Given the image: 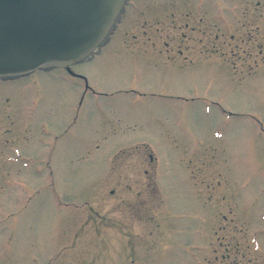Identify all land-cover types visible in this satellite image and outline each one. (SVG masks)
Here are the masks:
<instances>
[{
	"label": "rangeland",
	"instance_id": "1",
	"mask_svg": "<svg viewBox=\"0 0 264 264\" xmlns=\"http://www.w3.org/2000/svg\"><path fill=\"white\" fill-rule=\"evenodd\" d=\"M69 69L0 80V264H264V0H127Z\"/></svg>",
	"mask_w": 264,
	"mask_h": 264
},
{
	"label": "water",
	"instance_id": "2",
	"mask_svg": "<svg viewBox=\"0 0 264 264\" xmlns=\"http://www.w3.org/2000/svg\"><path fill=\"white\" fill-rule=\"evenodd\" d=\"M125 0H0V79L66 68L103 44Z\"/></svg>",
	"mask_w": 264,
	"mask_h": 264
},
{
	"label": "flooded vegetation",
	"instance_id": "3",
	"mask_svg": "<svg viewBox=\"0 0 264 264\" xmlns=\"http://www.w3.org/2000/svg\"><path fill=\"white\" fill-rule=\"evenodd\" d=\"M243 9H244V10L241 11V15H240L241 18H244L245 8H243ZM119 21H120V18L117 20L116 25H118ZM244 23H245V25H246V28L248 29V28H249V24H248V22H247V21H244ZM254 27H255V28H258L257 26H254ZM212 45H213V42H212ZM248 56H249V55H248Z\"/></svg>",
	"mask_w": 264,
	"mask_h": 264
}]
</instances>
